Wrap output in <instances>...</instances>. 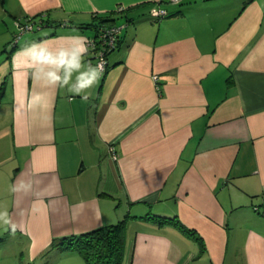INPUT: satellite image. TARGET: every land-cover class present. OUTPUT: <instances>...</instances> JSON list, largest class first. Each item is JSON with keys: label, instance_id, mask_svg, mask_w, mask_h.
I'll return each mask as SVG.
<instances>
[{"label": "crops", "instance_id": "crops-1", "mask_svg": "<svg viewBox=\"0 0 264 264\" xmlns=\"http://www.w3.org/2000/svg\"><path fill=\"white\" fill-rule=\"evenodd\" d=\"M42 12L62 25L12 50ZM113 12L120 43L86 99L49 76L67 64L22 53L71 61L83 38L95 66L91 24ZM0 33V264H87L53 240L128 214L123 264H264V0H0Z\"/></svg>", "mask_w": 264, "mask_h": 264}, {"label": "trees", "instance_id": "trees-1", "mask_svg": "<svg viewBox=\"0 0 264 264\" xmlns=\"http://www.w3.org/2000/svg\"><path fill=\"white\" fill-rule=\"evenodd\" d=\"M120 8L121 9H117V12L120 11L121 13H124L126 11V9H124L123 7ZM161 11H165V14L158 15L160 18L168 15V12L166 10ZM26 18H28V20L39 27L37 29H34V31H41L45 28L57 27L59 25H62L61 23L54 22L49 17L48 12H42L34 16H27ZM115 21L116 17L114 15V12L106 16H99L98 22H94L91 24V26L97 31L94 35V39L98 40L101 29H106L110 26L115 25ZM15 40L16 37H14L9 44V46L11 45L12 50L14 48L16 49V45L14 44ZM119 43L120 41L118 38L116 46L112 51H114L118 47ZM98 46L99 44H96V48H89V51H97L96 49H98ZM4 88L5 82L0 86V102L2 100ZM257 207L258 209L255 210L261 212L263 210L264 213V209H262L261 206ZM131 218H133V216L128 214L126 215V217L115 224L104 225L91 231H87L77 235L55 238L52 242V247L78 250L87 264H123L126 253L128 224ZM142 218L153 220L160 224L168 223L176 225L183 229L190 236L196 237L201 241V243H203L202 238L196 235V231L186 227L177 216H162L152 213L147 214ZM2 239L3 238L0 237V241Z\"/></svg>", "mask_w": 264, "mask_h": 264}, {"label": "clouds", "instance_id": "clouds-1", "mask_svg": "<svg viewBox=\"0 0 264 264\" xmlns=\"http://www.w3.org/2000/svg\"><path fill=\"white\" fill-rule=\"evenodd\" d=\"M81 39V45L77 53L73 54V59L71 61H66L64 59L65 53L62 51L59 55V58H54L52 53L46 52L42 47L37 44H32L31 46L22 49V53L31 57L32 61H47L51 63L57 64V66L68 65L65 69V75L61 77L54 72H50L49 76L52 77L53 81H60L61 86H67L68 90L77 94H84V98H87V94L85 92L86 89H91L94 84H96L99 80V77L103 70V65H91L88 64L87 67L83 64V56L87 53L88 47L83 42V38ZM31 66V65H29ZM84 69L83 71H80ZM77 72V80L75 84H70L71 81V73L72 71ZM0 222L5 225L11 223L10 217L6 210L0 211ZM15 226L13 225V229Z\"/></svg>", "mask_w": 264, "mask_h": 264}, {"label": "built area", "instance_id": "built-area-1", "mask_svg": "<svg viewBox=\"0 0 264 264\" xmlns=\"http://www.w3.org/2000/svg\"><path fill=\"white\" fill-rule=\"evenodd\" d=\"M173 1H178V0H173ZM121 9V8H119ZM160 14H165V11H159L158 15ZM17 27H18V33L16 34V40L14 42V44H17L18 40L20 39V37L26 33V32H32L34 31V29L39 28L36 24H34L33 22H31L30 20H28V18L25 19V21L21 22L18 21L17 22ZM120 28L119 26H110L106 29L102 28L99 34V39H89L88 41V46L89 48H96V44H99L98 49H96L97 51H95L96 55H97V59H96V65L98 64H102L103 65V70L102 73H105L108 69V57L107 55L115 48L117 40L120 36ZM155 80H158V77L155 75L154 76ZM110 151L113 155L114 159L118 158V154L115 150L114 147L110 148ZM255 209H258V207L256 206Z\"/></svg>", "mask_w": 264, "mask_h": 264}, {"label": "rangeland", "instance_id": "rangeland-1", "mask_svg": "<svg viewBox=\"0 0 264 264\" xmlns=\"http://www.w3.org/2000/svg\"><path fill=\"white\" fill-rule=\"evenodd\" d=\"M13 27H14V26H13ZM38 32H40V31H38ZM26 33H28V32H26ZM0 36H2L1 33H0ZM9 47L11 48V45H10ZM261 207H262V209H264V205L261 206Z\"/></svg>", "mask_w": 264, "mask_h": 264}]
</instances>
